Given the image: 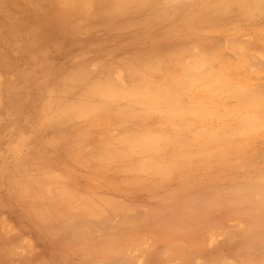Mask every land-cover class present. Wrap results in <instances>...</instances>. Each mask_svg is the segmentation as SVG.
I'll list each match as a JSON object with an SVG mask.
<instances>
[{
    "label": "rangeland",
    "instance_id": "rangeland-1",
    "mask_svg": "<svg viewBox=\"0 0 264 264\" xmlns=\"http://www.w3.org/2000/svg\"><path fill=\"white\" fill-rule=\"evenodd\" d=\"M91 82L217 130L146 156ZM0 264H264V0H0Z\"/></svg>",
    "mask_w": 264,
    "mask_h": 264
},
{
    "label": "bare ground",
    "instance_id": "bare-ground-1",
    "mask_svg": "<svg viewBox=\"0 0 264 264\" xmlns=\"http://www.w3.org/2000/svg\"><path fill=\"white\" fill-rule=\"evenodd\" d=\"M125 0H115L117 7L121 6ZM116 10V9H115ZM195 70H199L196 65L193 66ZM150 86H153L151 79L154 78V72L149 76ZM99 83V82H98ZM95 82L88 83L86 86V91H90L86 93V98L84 102L81 104V112L83 114L84 120L86 123L92 119V116L95 114L104 111L106 109L117 108V116L115 120L112 121L111 126H115L114 131L116 133L122 132L123 128H126L127 133H124L122 137H115L117 140H130L131 135H137L135 140H160L154 141V148L151 151H145L144 154L146 156H154L156 153L162 152L167 145V141L162 140H181V137H185L187 133H192L194 137L205 136L213 134L217 129H211L208 124L206 126H202L200 128H196L190 124L195 119H198L199 114H202V110H190L183 111L181 108L186 104L183 101V95H178L176 98H173V93H169L168 90H156L153 93L148 94L147 92L138 91L136 92H123L119 91V88L114 84L110 83V85H99ZM192 88V87H191ZM146 89V86L145 88ZM95 95L99 96V102H95ZM121 109V110H118ZM157 113L162 114L166 121V130L161 129L162 125L158 121H155V128H148L150 125L147 122V113ZM201 116V115H200ZM80 116H75V118H79ZM206 118V117H204ZM169 121H173V124ZM142 129L141 132L139 130H135L132 128ZM132 128V129H131ZM251 128L248 125H244L241 127V131H235L233 134L239 135L242 131ZM90 127H86L85 133L90 132ZM229 134V135H233ZM246 133L242 132L241 135ZM223 135H228L224 133ZM80 140H87L83 137ZM139 151H135V148L130 149V154H136ZM190 154H184V157H188ZM21 187L18 189L17 187L14 189V196L18 199H25L27 197H17V196H26L29 192V185H37L36 188H39L40 183L38 180L24 176L20 179ZM19 183V182H18ZM17 183V186H18ZM41 195L38 196L37 199H40ZM103 210L97 212V214L86 215L85 219L88 220H97L102 214Z\"/></svg>",
    "mask_w": 264,
    "mask_h": 264
}]
</instances>
